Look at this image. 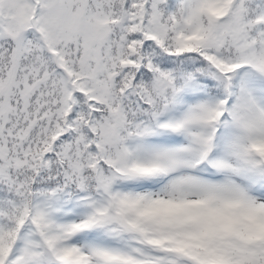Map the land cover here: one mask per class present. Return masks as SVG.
<instances>
[{
  "label": "snow or ice",
  "instance_id": "snow-or-ice-1",
  "mask_svg": "<svg viewBox=\"0 0 264 264\" xmlns=\"http://www.w3.org/2000/svg\"><path fill=\"white\" fill-rule=\"evenodd\" d=\"M0 264H264V0H0Z\"/></svg>",
  "mask_w": 264,
  "mask_h": 264
}]
</instances>
